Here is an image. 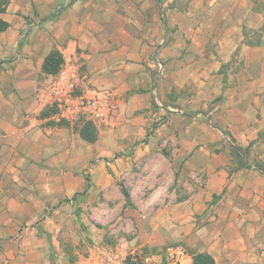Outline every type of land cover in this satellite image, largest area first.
Segmentation results:
<instances>
[{"label":"crops","instance_id":"crops-1","mask_svg":"<svg viewBox=\"0 0 264 264\" xmlns=\"http://www.w3.org/2000/svg\"><path fill=\"white\" fill-rule=\"evenodd\" d=\"M165 1L162 9L143 6L125 15L120 41L110 43L105 51L90 43L88 34L67 40L62 29L56 31L57 23L53 40L51 20L34 31L33 23L27 26L11 18L18 14L12 2L0 15L9 24L0 32V264H98L108 254H125L140 246L159 250L178 241L190 248L184 256L174 261L158 251L153 256L169 260L167 264H190L195 253L209 254L215 264H264V140H258L264 127V56L260 55L264 40L257 44L245 40L251 33L263 32L264 13L254 10L249 0H186L183 10L168 5L174 0ZM212 32L222 34L215 57L206 50ZM23 34H27L25 43ZM54 46L66 55L56 75L42 69ZM181 48L187 52L183 59L215 58L225 63L239 50V59H260L250 65L253 84L232 90L237 122L230 127L235 129L234 147L244 154H207L200 164L201 186L182 201L162 202L148 221L151 233L142 230L143 221L137 220V235L120 238L113 251L102 245L105 232L85 228L92 241L89 254L71 261L59 248L61 240L69 239L68 228H75L71 198L86 186L84 168L89 165L93 175L101 170L91 163L96 151L84 149L86 143L72 124L53 119V90L59 78L68 76L79 96L101 91L130 94L150 86L153 75L146 66H154L151 59H177L176 50ZM197 48L200 56L192 54ZM151 92H145V98ZM247 113L255 114L256 123L251 124ZM257 144L260 152H254ZM233 159L244 163L230 169ZM119 161L106 165L115 171ZM66 197L70 202H61Z\"/></svg>","mask_w":264,"mask_h":264},{"label":"rangeland","instance_id":"rangeland-1","mask_svg":"<svg viewBox=\"0 0 264 264\" xmlns=\"http://www.w3.org/2000/svg\"><path fill=\"white\" fill-rule=\"evenodd\" d=\"M4 1L0 0V7ZM249 1L254 10L264 13V0ZM11 2L18 11L17 17L12 15L11 18H18L27 26L33 23L34 31L45 24L44 21L51 20L52 24H58L56 31L62 29L67 40H78L88 34L92 39L90 43L102 47V51L110 43L120 41V28L125 22V15L143 6L162 9L168 3L165 0H160V3L157 0H8L6 8ZM168 5L183 10L187 2L174 0ZM52 29H49V35L54 40L55 24ZM209 34L211 39L206 50L215 57L220 50L218 41L222 34ZM182 35L181 39H184ZM26 36H22L24 43ZM39 37V34L36 35L37 40ZM260 38L264 40V31L251 33L250 38L245 40L257 44ZM50 51H57L66 59L58 47L54 46ZM199 52L197 48L192 54L200 56ZM185 54L186 49L181 48L176 50L177 59H151L154 66H146L148 73L153 75L148 89L140 86L130 94L110 93L106 100L110 106L108 119L95 124L86 123L94 126L96 140L88 143L82 139L87 144L82 145L84 149L94 148L97 157L91 163L99 165L101 171L93 175L88 170L89 165L84 168L81 176L89 190L81 189L71 198L75 228H68L69 239L61 240L59 245L66 258L73 259L71 261L77 260L78 255L89 254L92 241L86 236L85 228L92 226L99 233L105 232L102 245L108 252L115 249L120 238L137 235V220L143 221L142 230L151 233L152 224L148 221L155 216L162 202L172 204L182 201L201 186L200 164L203 165L207 154L224 152L234 156L235 129L230 125L237 122V108L233 105L236 97L232 90L253 84L250 65L257 64L260 59H239L241 50L234 51L225 63L215 58L183 59ZM260 55L264 56L263 50ZM70 57L76 59L72 55ZM152 90L145 98V92ZM246 115L252 118L251 124H254L255 114ZM256 118H260L259 114ZM68 123L77 133L78 127L85 125ZM258 140H264V127L259 130ZM259 146L256 145L254 152H260ZM240 151L244 153L242 149ZM118 159L124 169L117 165V169L111 171L106 163ZM241 163L244 162L233 159L230 169L235 170ZM124 191L130 203L126 201ZM61 202L70 200L66 197ZM63 214L66 216L68 213L63 211ZM171 246L179 247L184 253L190 251L189 246L186 250L183 241L166 244L159 250L140 246L135 251L151 256L158 251L169 258L167 249ZM109 257V254L105 255L99 263ZM170 261L160 259L158 262L167 264Z\"/></svg>","mask_w":264,"mask_h":264},{"label":"built area","instance_id":"built-area-1","mask_svg":"<svg viewBox=\"0 0 264 264\" xmlns=\"http://www.w3.org/2000/svg\"><path fill=\"white\" fill-rule=\"evenodd\" d=\"M110 93L98 92L92 97L78 95L75 85L68 76H62L57 82V87L53 90V119L55 122H71L95 124V122H105L110 113V106L107 104V97ZM169 259L174 261L178 255L184 256L177 246L167 249ZM98 264H159L151 255H144L140 251H132L125 254L110 256L105 261Z\"/></svg>","mask_w":264,"mask_h":264},{"label":"trees","instance_id":"trees-1","mask_svg":"<svg viewBox=\"0 0 264 264\" xmlns=\"http://www.w3.org/2000/svg\"><path fill=\"white\" fill-rule=\"evenodd\" d=\"M8 4V0H5L3 5L0 7V15L5 12L6 5ZM9 27V24L2 20L0 18V32L5 31ZM263 31H264V26H263ZM21 43L19 42L18 47L20 48ZM63 63V58L62 55H60L57 51H50L43 60V65L42 69L44 72L56 75L61 67V64ZM59 123L66 124V122L62 121ZM78 130V134L83 139L84 141L88 143H93L96 140L95 137V128L92 124H85ZM77 130V128H76ZM232 153L236 156H239L241 152L239 148L237 147H232ZM244 154V153H243ZM255 168H259L260 166L258 164L252 165ZM262 170V169H261ZM84 191L88 190V186H85L83 189ZM124 197L127 202L130 203L129 196L126 191L123 192ZM190 264H215L214 259L207 253H195L192 255V261Z\"/></svg>","mask_w":264,"mask_h":264}]
</instances>
